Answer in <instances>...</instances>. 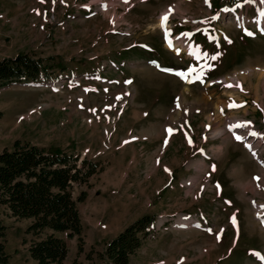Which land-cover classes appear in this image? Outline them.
Segmentation results:
<instances>
[{"label":"rangeland","instance_id":"374dc122","mask_svg":"<svg viewBox=\"0 0 264 264\" xmlns=\"http://www.w3.org/2000/svg\"><path fill=\"white\" fill-rule=\"evenodd\" d=\"M251 1L246 14L250 0H0V58L26 53L52 75L0 87V150L19 138L102 165L74 184V195L85 192L81 240L59 233L66 256L47 264H110L105 242L143 214L155 216L154 230L128 264H261L264 34L248 15L264 0ZM170 7L179 52L159 27ZM208 25L215 42L191 32ZM193 38L217 59H197ZM153 60L195 72L182 78ZM28 222L0 205L8 254L0 264H39L23 241Z\"/></svg>","mask_w":264,"mask_h":264},{"label":"trees","instance_id":"16d2710c","mask_svg":"<svg viewBox=\"0 0 264 264\" xmlns=\"http://www.w3.org/2000/svg\"><path fill=\"white\" fill-rule=\"evenodd\" d=\"M43 59L26 53L0 58V87L50 76ZM63 67V66H62ZM79 154L43 147L19 138L0 150V205L17 218H28L24 237L29 254L39 264L60 263L66 256L64 236L82 238V222L74 195L75 183H86L102 165ZM155 216L143 214L126 224L105 242L102 256L110 264H128L130 255L154 230ZM5 225L0 223V263L4 250ZM81 250L82 246L79 244ZM76 262V261H75ZM74 264H77L75 263Z\"/></svg>","mask_w":264,"mask_h":264},{"label":"snow or ice","instance_id":"6c2138e0","mask_svg":"<svg viewBox=\"0 0 264 264\" xmlns=\"http://www.w3.org/2000/svg\"><path fill=\"white\" fill-rule=\"evenodd\" d=\"M40 2H41V3H44L45 0H40ZM55 2H56V0H53V3H55ZM60 2H61V3H64L65 0H60ZM125 2H127V0H125ZM205 2L207 3L208 0H205ZM238 6H239V5H238ZM105 7H106V5H105ZM34 11H36L37 15L40 14L38 10H34ZM172 11H173V9L170 7L168 13H165L164 15H162L161 20H160V27H161V29L164 30V33H165L166 36H169V35L171 34V30L167 28V22H168V20H169V16H170V14L172 13ZM216 18H217L216 16H213L211 19H216ZM247 34H248V35H251L252 33H247ZM191 35H192L191 33H187V32H185V33H181V36H183V37H190ZM189 47H190V49H191V45H190ZM191 51H192V54H194V55L196 56L197 59H200L201 56H203L205 59H211V60H215V59H217V55H212V56L209 57L207 53H200L198 49H192ZM206 66H207V65H206ZM166 71H170V70H166ZM192 71H193L192 69H189V71H188L187 73H184V72H177L176 75H177V76H180V77H182V78H187V77L191 74ZM202 75H203V70H201L200 74L196 75L195 79H196V80H200L201 77H202ZM189 82H191V80H189ZM224 86H225V87H228V88H231V87H234V86H235V87H240L239 83H237L236 85L228 84V85H224ZM241 90H243V89L241 88ZM177 106L179 107V104H178ZM228 106H229L230 108H232V107H242L243 105H242V104H239V105H238V104H236L234 101H230V103H229ZM221 111L223 112V109H221ZM241 126H243V125H231V126H230V129H231L232 127H241ZM166 131L169 133V135H171V134L173 133L174 130L171 129V128H169V129H167ZM250 134H251V135H257L256 133H250ZM236 139H237V140H240V139H242V138H241L240 136H236ZM165 143H167V140L165 141ZM158 162H159V161H158ZM166 170H167V169H166ZM213 170H215V166H213ZM254 179H256L257 181L259 180L258 177H255ZM261 207L264 208V205H262ZM258 218H260V219H261V222L264 223V216H261L260 214H258ZM232 222H233V224H235V214H234L233 217H232ZM218 238H219V237H218Z\"/></svg>","mask_w":264,"mask_h":264},{"label":"bare ground","instance_id":"6f19581e","mask_svg":"<svg viewBox=\"0 0 264 264\" xmlns=\"http://www.w3.org/2000/svg\"><path fill=\"white\" fill-rule=\"evenodd\" d=\"M172 48H174L176 51L178 50L176 46H173ZM179 51V50H178ZM227 83V82H226ZM217 130V129H216ZM263 183V182H262Z\"/></svg>","mask_w":264,"mask_h":264}]
</instances>
